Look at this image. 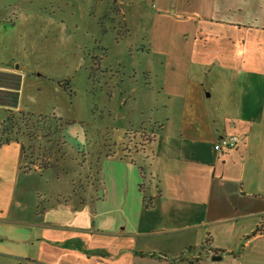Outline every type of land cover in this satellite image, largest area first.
<instances>
[{"label":"crops","instance_id":"obj_1","mask_svg":"<svg viewBox=\"0 0 264 264\" xmlns=\"http://www.w3.org/2000/svg\"><path fill=\"white\" fill-rule=\"evenodd\" d=\"M223 2L215 5L227 8L221 16L194 12L184 70L194 65L198 77L187 76L178 93L165 88L151 151L140 162L117 156L118 135L99 162L95 197L87 181L77 194L67 173L27 170L22 143L0 147V264H264V0ZM212 70L225 79L209 103L199 79ZM0 73L19 77L16 108L0 104L1 128L9 113L24 112L25 74L1 61ZM13 88L11 77L0 80V96ZM228 136L236 148L215 151ZM246 216L257 217L251 236L215 244L213 226Z\"/></svg>","mask_w":264,"mask_h":264},{"label":"rangeland","instance_id":"obj_2","mask_svg":"<svg viewBox=\"0 0 264 264\" xmlns=\"http://www.w3.org/2000/svg\"><path fill=\"white\" fill-rule=\"evenodd\" d=\"M221 2L0 0V61L21 66L25 74L19 107L64 124L60 133L55 123L38 124L44 138L20 135L25 162L46 164L53 178L67 173L77 194L87 181L94 197L101 188L99 162L115 150L118 135L117 156L140 162L139 155L153 147L150 137L159 125L152 116H162L165 88L178 93L187 76L198 77L196 66L184 70L195 49L194 12L215 16L219 11L221 16L228 11L223 4L215 6ZM221 79L215 70L200 77L212 93L209 103L218 97ZM256 219L246 216L210 227L215 244L232 247L241 233L251 236Z\"/></svg>","mask_w":264,"mask_h":264},{"label":"trees","instance_id":"obj_3","mask_svg":"<svg viewBox=\"0 0 264 264\" xmlns=\"http://www.w3.org/2000/svg\"><path fill=\"white\" fill-rule=\"evenodd\" d=\"M5 77H11L14 88H13V91L11 92H3V96H0V104L11 107V108H16L17 103H18L19 77L16 75H7V74L0 73V80L5 79ZM64 88H66V86ZM69 95L71 96L72 94L69 93ZM31 120H35V123H31ZM52 123H55L54 128L56 127L55 129L57 130V132L59 133L62 132L63 130L62 126H64V124L63 125L59 124L58 121H55L53 116H43V115L36 116L32 113H27V112H22V111H19L16 113H9V115L3 122L2 127L0 128V147L5 144H9L12 141L23 144V142L20 141V138H19L20 135L21 136L25 135L31 140L35 139L36 137L44 138L46 135L44 136L39 135L41 129H39L38 124L42 126L41 128H43V126H45L46 124L48 126H51ZM155 139L156 138L152 137L151 135L149 143H152L153 141H155ZM23 154L25 157L24 148H23ZM25 163L27 164L28 162H25ZM28 164H33V163H28ZM41 166H43L44 169L47 168L46 164L44 163L41 164ZM141 179L143 182L139 184V189L144 193L145 192V187H144L145 177L142 173H141ZM143 204L145 208H148L151 206V201L147 199L146 195H143ZM255 233L256 231L253 232V235Z\"/></svg>","mask_w":264,"mask_h":264},{"label":"built area","instance_id":"obj_4","mask_svg":"<svg viewBox=\"0 0 264 264\" xmlns=\"http://www.w3.org/2000/svg\"><path fill=\"white\" fill-rule=\"evenodd\" d=\"M238 144V138L235 136H228L225 138H221L216 145L214 146L215 151H229L236 148ZM36 164H28L27 170H36Z\"/></svg>","mask_w":264,"mask_h":264},{"label":"water","instance_id":"obj_5","mask_svg":"<svg viewBox=\"0 0 264 264\" xmlns=\"http://www.w3.org/2000/svg\"><path fill=\"white\" fill-rule=\"evenodd\" d=\"M213 260H220V257H215L213 258Z\"/></svg>","mask_w":264,"mask_h":264}]
</instances>
